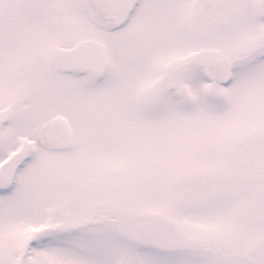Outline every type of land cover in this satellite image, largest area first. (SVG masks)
I'll return each instance as SVG.
<instances>
[{
    "label": "rangeland",
    "instance_id": "1",
    "mask_svg": "<svg viewBox=\"0 0 264 264\" xmlns=\"http://www.w3.org/2000/svg\"><path fill=\"white\" fill-rule=\"evenodd\" d=\"M253 1L141 0L108 33L79 0H40L45 31L26 11L17 30L0 27V164L28 149L0 190V264H264V20ZM88 40L107 50L102 77L43 67ZM199 52L232 62L228 86L204 79ZM167 76L174 85L160 88ZM55 117L70 126L68 149L39 144L34 127ZM145 217L164 228L156 246L135 237Z\"/></svg>",
    "mask_w": 264,
    "mask_h": 264
},
{
    "label": "water",
    "instance_id": "2",
    "mask_svg": "<svg viewBox=\"0 0 264 264\" xmlns=\"http://www.w3.org/2000/svg\"><path fill=\"white\" fill-rule=\"evenodd\" d=\"M139 0H82L88 16L105 29L123 24ZM258 10L264 15V0H259ZM204 78L215 84L228 85L232 80V64L228 59L215 60L206 53H199ZM50 69L100 76L106 65L104 47L94 41L83 42L71 49H57L45 59ZM43 147L51 150L69 148L71 132L67 122L60 117L35 128ZM27 150L20 149L0 165V188L12 185L19 164L26 159ZM159 227L150 217L139 220L135 227L138 240L151 242L159 235Z\"/></svg>",
    "mask_w": 264,
    "mask_h": 264
},
{
    "label": "flooded vegetation",
    "instance_id": "3",
    "mask_svg": "<svg viewBox=\"0 0 264 264\" xmlns=\"http://www.w3.org/2000/svg\"><path fill=\"white\" fill-rule=\"evenodd\" d=\"M140 1L141 0H139V2H138V4L137 5H139V3H140ZM258 1L259 0H254L252 3H251V6H252V9H253V5H255V7H256V13L258 14V16L260 17V19L261 20H264V15H262L259 11H258V8H257V5H258ZM35 2H36V7H34V5H35ZM79 2H80V4L82 5V2H81V0H79ZM0 3H3V4H5V5H7V6H10V7H7L6 9H7V11H9L10 12V14H11V24L10 25H8V24H4V21L6 20V18H4L3 19V15L1 14L2 12L0 11V27L1 28H3L5 31H9V30H17L18 29V26L17 25H19V13H21V11L22 12H24V11H26L23 15H22V19L25 17L26 19L28 18V16H27V13L29 14V16H30V19H33L34 17H37L38 18V21H37V23L35 24V27L37 28V29H39V30H43V31H45L46 29V27H45V25H44V22L42 23V21L40 20L41 18H43V14H42V12H45L46 10L44 9V7L43 8H41L39 5H40V0H0ZM25 6V7H24ZM83 6V5H82ZM137 7V6H136ZM135 7V8H136ZM135 8H134V10H135ZM134 12V11H133ZM133 12H132V14H133ZM132 14H131V16H132ZM7 15H9V13L7 14ZM130 16V17H131ZM41 17V18H40ZM27 20H29V18L27 19ZM130 20V18L126 21V22H128ZM125 22V23H126ZM124 23V24H125ZM22 24H23V28H24V32H25V29L27 30L28 28H30L31 27V24H29V23H27V21H25L24 23L22 22ZM124 24H122V25H119V26H117V27H115V28H111V29H105V28H102V27H100V26H98L97 24V26L99 27V29H101L102 31H105V32H108V33H112V32H114V31H116V30H118L119 28H121ZM27 26V27H26ZM13 41V40H12ZM88 41H90V40H88ZM82 42H85V41H82ZM82 42H80V43H82ZM94 42H96V43H99V44H102V46L104 47V45H103V42H100V41H94ZM79 42L76 44V45H78V44H80ZM76 45H74V46H76ZM74 46H72V47H74ZM72 47H68V48H66V49H69V48H72ZM60 48H62V47H60ZM63 48H65V47H63ZM55 50V49H54ZM104 50H105V53H106V65H105V68H104V72L100 75V76H97V77H95V76H91V75H87V74H82V73H72V72H68V71H63V70H61V69H50V68H48L47 66H46V63H45V59H46V56H45V58H44V60H43V67L48 71V72H50V71H57V70H60V71H62V72H65V73H71V74H79V75H84V76H88V77H92V78H100V77H102L104 74H105V72H106V70H107V68H108V54H107V50H106V48L104 47ZM51 53V52H50ZM200 53V52H199ZM207 53V52H206ZM198 54V53H197ZM197 54L195 55V58H194V60L197 62ZM209 54V53H208ZM48 55V54H47ZM210 55V54H209ZM211 56V55H210ZM211 58H213L212 56H211ZM214 59H228L227 57H220V58H214ZM198 63V62H197ZM40 68H41V66H40ZM172 85H174V82H173V80H172V78L171 77H169V76H167V77H165V80H164V82H162L161 84H160V88H163V87H166V86H172ZM33 97H34V95H33ZM50 121V120H49ZM48 122V121H47ZM43 123H45V122H43ZM43 123H40V124H43ZM39 124V125H40ZM38 126V125H37ZM36 127V126H35ZM35 127H34V131H35ZM72 145V144H71ZM28 150V149H27ZM13 153V152H12ZM27 156H28V152H27ZM101 223H104V222H101ZM157 223V222H156ZM93 224V222H89V223H87V225H92ZM87 225H85V226H87ZM157 225L159 226V228H160V233H159V235H158V237L155 239V240H153V241H151V242H148V243H146V244H149V245H152V246H156L157 245V241L158 240H162V234H163V227H161V225L159 224V223H157ZM170 226V225H169ZM170 243L173 245V247L176 249V243L173 241V240H170ZM182 245H184V243L182 242Z\"/></svg>",
    "mask_w": 264,
    "mask_h": 264
}]
</instances>
